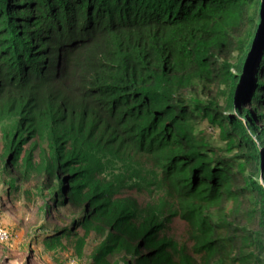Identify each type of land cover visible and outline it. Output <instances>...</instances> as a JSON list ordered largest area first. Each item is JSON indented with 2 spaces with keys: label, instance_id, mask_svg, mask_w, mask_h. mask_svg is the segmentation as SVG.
I'll list each match as a JSON object with an SVG mask.
<instances>
[{
  "label": "trees",
  "instance_id": "1",
  "mask_svg": "<svg viewBox=\"0 0 264 264\" xmlns=\"http://www.w3.org/2000/svg\"><path fill=\"white\" fill-rule=\"evenodd\" d=\"M0 11V97L12 92L0 181L13 198L46 191V214L79 212L44 238L50 250L78 227V254L88 234L100 239L96 264H264V188L228 181L241 161L264 181V0H0ZM251 92L256 112L239 105L250 117L222 113ZM202 121L232 132L244 156L199 146ZM140 150L155 162L129 157ZM256 202L255 238L245 216ZM177 219L181 242L169 234Z\"/></svg>",
  "mask_w": 264,
  "mask_h": 264
},
{
  "label": "rangeland",
  "instance_id": "2",
  "mask_svg": "<svg viewBox=\"0 0 264 264\" xmlns=\"http://www.w3.org/2000/svg\"><path fill=\"white\" fill-rule=\"evenodd\" d=\"M30 9L31 5L24 9L26 11L25 14H27V11ZM0 13L2 14L1 11ZM16 17L17 22L20 24H22L24 21H27L20 14H18ZM15 30L17 31L16 28ZM243 73L241 74L243 75ZM242 78L243 77H241V79ZM204 82L206 88L208 89L218 86L220 90H224L226 88L229 90V92L234 91L230 83H227L226 85H224V82L218 83L213 77H207V79H204ZM235 83H237V81ZM239 83L240 80H238L236 91L240 87ZM250 89L251 88L247 90V94L251 91ZM8 90L9 89L4 88L5 92H2L3 94H6V96L0 97V108L6 109L8 107V99L12 93ZM175 90L178 91V89ZM252 93L253 92H251L249 95L246 94L243 100L237 99V95H235V105L228 113L224 110H222V113L229 115L231 118L238 116L241 120H243L244 117H250L248 114L243 117L239 110L241 106L240 104H242L245 109H249L252 114L256 112L257 106L251 105L253 98ZM20 95L21 91L20 89H17L14 94V99L11 102V108L15 109L18 107L20 104ZM15 115L17 116L16 112H14L11 117H8L7 121L12 122ZM5 121L6 119L0 121V127ZM194 132L197 138H202L207 145V147H204L202 142L199 144V146L203 147L205 150L213 147L215 150L214 153L220 157L218 159L220 161L223 157L232 158L233 154L244 156V154H240L241 150L243 151V149L234 145L235 140L231 137L232 132L228 133L229 135H225L223 138H221L227 132V130H225L218 122L214 124H204L203 121L197 123L194 125ZM246 135V133H243L240 137ZM111 136L112 132H108L106 135L107 138H111ZM139 152L140 153L138 154H134L132 152V155L129 157H142L143 160L145 159V166H150L153 162H155L149 156H144L146 155L145 150H140ZM209 153L212 154L211 151H209ZM237 159L238 158H236V160ZM214 164L217 163H213V165ZM221 165L222 163L220 162V166ZM242 165L243 167H241ZM252 172L253 171L251 168L244 161H241L240 165L236 167L234 166L231 169L229 176L230 178L232 177V180L229 179L228 181H230V183L233 182L234 186H238L251 178L257 180L264 188V181L258 175H255ZM33 181V178H31V180L28 182H21V189L30 190L33 187ZM9 182V179L3 180L2 182L0 181V264H96L90 259L91 249L95 247L100 240L94 233H90L86 236V245L80 254L75 251L73 244V238L81 236L83 233L82 229L78 227L73 228L75 232H77L74 237L69 238L61 236L62 243L57 249L50 250L44 243V238L47 235L53 234L55 231L61 230L62 228H69L71 226V224L79 216L77 208L68 205H54L49 209L51 212L46 214L44 211V206L47 205V203L49 205L51 204L50 200L47 198L46 191H38L42 193V196L34 195V197H30V199H28L25 194H23L22 198H13L6 194V189L10 186ZM231 188L234 187L231 186ZM231 188L229 191H232ZM232 201V199H229L228 208H230L232 205ZM41 205L43 206V209L40 207ZM261 211L262 209L260 204L256 202L254 209L249 213H246V216L243 215L247 217V221L251 223L250 228L254 232L255 238L258 231L257 223L261 218ZM185 229V224L177 219L174 221V223H172L169 234H176L178 240L181 242V237H185ZM240 234L242 235L243 232L241 231Z\"/></svg>",
  "mask_w": 264,
  "mask_h": 264
},
{
  "label": "clouds",
  "instance_id": "3",
  "mask_svg": "<svg viewBox=\"0 0 264 264\" xmlns=\"http://www.w3.org/2000/svg\"><path fill=\"white\" fill-rule=\"evenodd\" d=\"M246 131H247V129H246ZM239 134H240V133H239ZM236 136H238V137H239V136H241V135H238V134H236ZM232 138H235V137H232ZM238 155H239V154H238ZM238 160H239V159H238Z\"/></svg>",
  "mask_w": 264,
  "mask_h": 264
}]
</instances>
